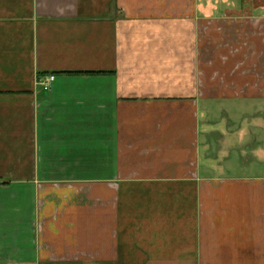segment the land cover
<instances>
[{
  "label": "crops",
  "instance_id": "crops-1",
  "mask_svg": "<svg viewBox=\"0 0 264 264\" xmlns=\"http://www.w3.org/2000/svg\"><path fill=\"white\" fill-rule=\"evenodd\" d=\"M0 264H264V0H0Z\"/></svg>",
  "mask_w": 264,
  "mask_h": 264
},
{
  "label": "built area",
  "instance_id": "built-area-1",
  "mask_svg": "<svg viewBox=\"0 0 264 264\" xmlns=\"http://www.w3.org/2000/svg\"><path fill=\"white\" fill-rule=\"evenodd\" d=\"M54 80H55V75L50 74L48 76H45L43 79H41L40 83L42 84L44 89L48 90L52 86Z\"/></svg>",
  "mask_w": 264,
  "mask_h": 264
},
{
  "label": "rangeland",
  "instance_id": "rangeland-1",
  "mask_svg": "<svg viewBox=\"0 0 264 264\" xmlns=\"http://www.w3.org/2000/svg\"><path fill=\"white\" fill-rule=\"evenodd\" d=\"M221 130H224V126H222ZM216 136H218V134ZM212 147L215 149L214 150L215 151V155L218 156V158H220L222 152H225V147L220 145V144H216L215 146H212ZM244 149H247V148H244ZM232 170H234V169H232Z\"/></svg>",
  "mask_w": 264,
  "mask_h": 264
}]
</instances>
